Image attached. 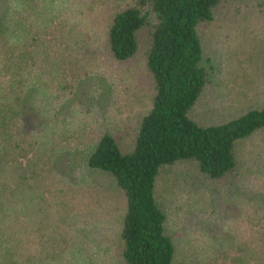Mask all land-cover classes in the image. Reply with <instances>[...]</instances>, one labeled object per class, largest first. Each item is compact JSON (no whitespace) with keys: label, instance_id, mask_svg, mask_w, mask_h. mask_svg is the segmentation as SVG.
Instances as JSON below:
<instances>
[{"label":"rangeland","instance_id":"obj_1","mask_svg":"<svg viewBox=\"0 0 264 264\" xmlns=\"http://www.w3.org/2000/svg\"><path fill=\"white\" fill-rule=\"evenodd\" d=\"M134 4L6 1L7 25L21 32V41L30 39L38 54L22 56L13 70L17 80L9 79L0 56V106L19 110L16 126H0L6 187L0 264H13L14 249H39L44 229L60 232L57 258L46 253L37 264H119L126 197L108 172L89 166L88 157L106 133L126 151L150 106L146 49L152 26L139 31V49L129 60H116L105 47L106 20ZM199 34L209 82L191 117L217 125L264 107V0H225ZM237 151L238 167L223 184L209 182L191 161L157 177L156 198L176 264H258L256 244L264 231L251 220L264 213V129L240 141Z\"/></svg>","mask_w":264,"mask_h":264},{"label":"trees","instance_id":"obj_2","mask_svg":"<svg viewBox=\"0 0 264 264\" xmlns=\"http://www.w3.org/2000/svg\"><path fill=\"white\" fill-rule=\"evenodd\" d=\"M6 1L0 0V56L7 64L9 79L17 80L18 73L13 70L22 66V56L38 51L30 39L21 41L19 28L16 34L15 26L7 25ZM224 1L135 0L134 5L106 20L105 47L118 61L135 56L139 31L148 24L152 26L146 65L153 96L137 127L135 141L125 151L113 135L103 134L88 157L89 166L108 172L126 197L118 230L119 264H176L173 241L165 232L166 215L156 198L157 177L163 169L191 161L209 182L223 184L238 167V143L264 129V107H253L217 125H201L190 115L209 82L199 26L211 22ZM18 116L15 107L0 106V126H16ZM19 147L16 143V149ZM2 163L0 159V198L6 188ZM251 221L259 223L264 231V213ZM59 233L41 230L39 249H14L10 252L13 264H37L46 253L51 260L56 259ZM258 239L255 255L258 264H264V232Z\"/></svg>","mask_w":264,"mask_h":264}]
</instances>
